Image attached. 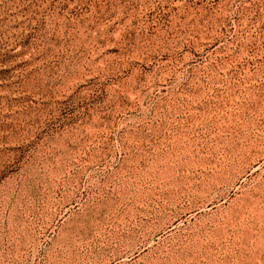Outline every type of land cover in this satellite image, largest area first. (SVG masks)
<instances>
[{
	"label": "rangeland",
	"instance_id": "374dc122",
	"mask_svg": "<svg viewBox=\"0 0 264 264\" xmlns=\"http://www.w3.org/2000/svg\"><path fill=\"white\" fill-rule=\"evenodd\" d=\"M0 264H264V0H0Z\"/></svg>",
	"mask_w": 264,
	"mask_h": 264
}]
</instances>
